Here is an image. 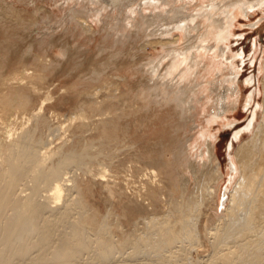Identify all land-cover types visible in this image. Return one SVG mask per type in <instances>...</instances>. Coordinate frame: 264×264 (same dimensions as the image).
Masks as SVG:
<instances>
[{"label":"bare ground","instance_id":"1","mask_svg":"<svg viewBox=\"0 0 264 264\" xmlns=\"http://www.w3.org/2000/svg\"><path fill=\"white\" fill-rule=\"evenodd\" d=\"M257 6L264 0H0V264H264V102L232 137L227 173L213 130L242 102L240 73L219 44ZM40 25L45 32L25 43ZM94 46L84 74L55 91ZM147 46L160 49L149 55ZM125 55L140 61L124 65ZM59 92L76 98L63 114ZM200 95L212 113L189 135ZM167 105L176 141L121 158L120 133L146 134ZM126 108L143 112L133 128ZM131 177L137 197L116 199ZM97 186L123 219L112 209L101 216Z\"/></svg>","mask_w":264,"mask_h":264},{"label":"rangeland","instance_id":"2","mask_svg":"<svg viewBox=\"0 0 264 264\" xmlns=\"http://www.w3.org/2000/svg\"><path fill=\"white\" fill-rule=\"evenodd\" d=\"M17 5L19 8L21 7L20 9H25L23 5ZM48 6L53 9L57 8L54 1H51ZM31 11V9L25 10V15L28 17ZM59 29L60 28H58V30ZM45 30L46 27H44V25L33 26L31 28L30 34H26V36L28 37L26 38L25 43L39 37L42 32H45ZM231 33L232 34L228 37L225 42L219 44L225 50L226 53V57L224 59H221L224 62H227V64H231V62H234V71L238 70L240 73L238 83L241 84L242 102L238 104V109L234 111H229L228 113H226L228 116L224 115L222 118L218 119V123L213 124V130L218 134L215 143L217 145L219 162L222 164L224 173H227V164L229 163L227 149L229 147L232 137L237 131L244 128L248 124L253 112L258 108L257 106H259V104H263L264 102V6H257L255 8H252L249 10L248 14L240 13L235 21V25L231 28ZM101 40L102 39L97 34V43H100ZM70 43L73 46V49L76 51H82L84 48L83 40L78 36H71ZM211 44H214V42H211ZM105 45L110 47V41H108V43H106ZM24 46L25 44H20L17 48ZM95 47L96 46H94L92 48L93 50H91L85 55V59L82 61H86L85 66L78 69V71H74V74L72 76H69L68 73H65L69 70L68 65L65 64L63 66L62 73L65 74L58 78L57 81L59 85L55 91H59V88L62 90L69 88L73 81L77 80V75L84 74L82 71L88 69L89 60L95 58ZM147 49L149 55H155V53L158 52V49H160V47H158V49H154L151 46H147ZM111 50L112 48H109V50L103 55V57L108 58ZM58 52V48L55 47L50 52V55L54 56ZM210 55H213V53H210ZM12 59H15L14 56H12ZM135 61L139 62L140 60L139 58H137ZM135 61L132 60V58L128 55H125L123 57L124 65L128 64L129 66H133ZM131 70L133 72V68H131ZM125 72H121L122 75L126 76L130 75L131 73L129 72L125 74ZM206 79L207 78H203L200 81ZM131 84L134 85L133 83ZM225 90L226 88L224 87L220 88V94H225ZM251 94H254V99L252 100L253 102H251L250 106H246V99ZM60 95L61 93L59 92L58 95H56V97L54 98L55 110L63 114L65 112H68L69 110H72L74 104L76 103V98L72 96L61 97ZM202 97L204 96H198V98H196L195 102L193 103L196 108L193 111L194 120L191 122V126L188 128L189 135H194L198 133L203 126H206L207 120L212 113V102L208 105L203 104L204 102L201 99ZM126 110L128 113L129 125H131V127L133 128L134 122L141 119L143 112H136L133 110L131 111L129 108H126ZM262 113L263 110L261 109L258 116V123L262 119ZM158 116L159 117L151 124L150 128L147 129L146 134H143L141 131H135L134 129L130 133H120V148H123L124 146L126 147V152L121 154V158L136 161L137 157L140 154V149L143 146V150H146V148L150 146V148H152L153 150V154L156 155L161 150V146L158 143H164L166 149L169 148L170 144L176 141L177 135L174 132V125L176 124L177 116L174 108L171 105H167L161 108L160 112L158 113ZM244 136L247 137L248 133H245ZM132 143L136 144V146L138 145V148L136 147L134 149V152H130V150L133 149L129 148V145ZM238 144L239 143L236 140L235 145L238 146ZM170 156V154L167 155V157ZM135 180L136 178L134 179L131 177L130 180H128L129 183H124L123 181H120V186L116 190H114L115 198L126 201L130 198L137 197L138 185L135 183ZM228 181L229 180L227 177L226 182H223L222 185V193L224 192ZM95 192L97 197L94 199V202L101 216L106 215L108 211L112 209V211L116 213L117 216L123 219V210L120 204L116 203L115 205H113V209V207L111 206V202L108 201V196L110 193H108L106 190H102L99 186L96 187ZM118 194H120V197ZM158 210L162 211L161 208H158ZM139 216H141V214L137 213L132 218L135 221L138 219ZM126 225V228L124 227L125 230L129 229L130 227V224L128 223Z\"/></svg>","mask_w":264,"mask_h":264}]
</instances>
